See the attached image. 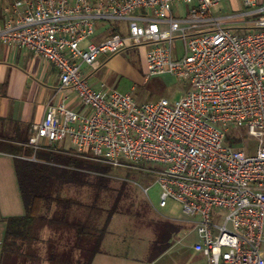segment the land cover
<instances>
[{
    "label": "built area",
    "instance_id": "built-area-1",
    "mask_svg": "<svg viewBox=\"0 0 264 264\" xmlns=\"http://www.w3.org/2000/svg\"><path fill=\"white\" fill-rule=\"evenodd\" d=\"M222 1L4 0L0 41L50 63L57 94L78 102L48 105L27 146L67 141L62 150L114 168L160 164L147 170L162 189L159 206L173 199L195 220L193 249L205 264H264V0H240L249 11L214 17ZM110 21L127 23L128 35L91 41L97 22ZM127 42L149 45V75L170 74L191 89L174 103L137 105L93 87L86 70ZM230 125L257 140L254 155L223 145Z\"/></svg>",
    "mask_w": 264,
    "mask_h": 264
},
{
    "label": "trees",
    "instance_id": "trees-1",
    "mask_svg": "<svg viewBox=\"0 0 264 264\" xmlns=\"http://www.w3.org/2000/svg\"><path fill=\"white\" fill-rule=\"evenodd\" d=\"M4 0H0V11ZM34 157V160H32ZM24 215L6 219L3 252L22 258L33 257V243H37L45 227L64 239L66 254L77 249L88 263L99 252L102 241L110 233L115 216H126L155 233L153 250L163 254L172 246V237L183 225L168 220L150 218V208L139 200L133 184L112 178L116 168L86 159L74 151L25 148L14 160ZM67 186L87 189L86 200L65 195ZM52 240V239H51ZM52 259V258H51Z\"/></svg>",
    "mask_w": 264,
    "mask_h": 264
},
{
    "label": "rangeland",
    "instance_id": "rangeland-1",
    "mask_svg": "<svg viewBox=\"0 0 264 264\" xmlns=\"http://www.w3.org/2000/svg\"><path fill=\"white\" fill-rule=\"evenodd\" d=\"M249 10L250 8L244 7L240 0H224L213 7L211 12L214 17H222ZM258 17L248 16L246 20L253 21ZM103 25L107 29L113 28L122 36L128 35L127 23L110 21ZM232 30L236 31L234 28ZM148 49L147 44L133 45L127 42L118 52L101 55L97 60L98 80L97 82L91 80V83L95 84V88L105 92L129 94L137 105L162 99L171 103L179 101L191 89L190 82L170 74L149 75L146 69ZM225 134L224 146L238 148L237 144L241 143V149L247 156L256 153L258 142L248 136L243 126L235 128L234 125H230L229 131ZM56 146L64 150L69 148L65 143L63 146L57 144ZM159 169H162V165L140 161L135 164V168H116L112 178L117 181L127 180L137 188L136 194L139 200L146 202L150 208V218L182 223L183 232L186 234L173 236L172 246L158 257L159 254H156L152 247L155 239L152 229L129 217L115 216L109 226L111 233L105 238V249L111 254L110 259L108 258L109 264H205L204 259L193 261L196 254L193 253L191 244L195 240V232L192 233L191 227L187 224L192 225L195 220L185 215L180 203L173 199H168L165 207L159 206L162 189L156 182L155 174L147 171ZM146 188L147 193H145ZM65 195L86 200L90 193L87 189L78 190L73 186H67ZM261 251H264V243Z\"/></svg>",
    "mask_w": 264,
    "mask_h": 264
},
{
    "label": "crops",
    "instance_id": "crops-1",
    "mask_svg": "<svg viewBox=\"0 0 264 264\" xmlns=\"http://www.w3.org/2000/svg\"><path fill=\"white\" fill-rule=\"evenodd\" d=\"M104 23L106 22H97L91 41L98 43L115 33L113 28H104ZM0 25H4L1 11ZM98 67L96 63L93 68L86 70L87 80L93 87L95 84L91 83V80L97 82ZM58 85L57 71L50 63L27 50L8 46L0 41V264L88 263V255L84 256L77 249L65 254L63 247L66 241L59 240L57 235L52 236V231L47 227L41 230L40 240L32 244L34 256L30 259L3 252L6 219L24 215L14 160L23 154L25 148H31L27 146V142L32 134V128L43 120L48 105L63 102L70 107H78V102L69 91L57 94ZM64 143L68 144L67 141L56 142L53 147L62 149L56 144L63 146ZM187 225L191 227L190 231L193 233L192 226ZM183 229L178 235L186 234ZM196 241L195 234V240L191 244V249L196 254L193 261L204 259L201 253L193 249ZM105 245L104 239L99 252L93 256L89 264H109L108 258L110 259L111 254L105 249Z\"/></svg>",
    "mask_w": 264,
    "mask_h": 264
}]
</instances>
